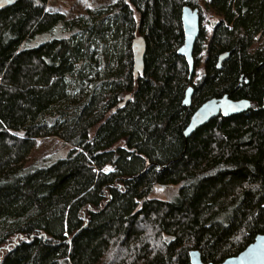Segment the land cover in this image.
Masks as SVG:
<instances>
[{
	"label": "trees",
	"instance_id": "obj_1",
	"mask_svg": "<svg viewBox=\"0 0 264 264\" xmlns=\"http://www.w3.org/2000/svg\"><path fill=\"white\" fill-rule=\"evenodd\" d=\"M46 4L0 9V264H219L264 234V0H116L70 20ZM184 6L218 18L195 44V84L177 54ZM38 35L51 37L32 47ZM224 95L251 108L185 140ZM44 138L66 158L24 167ZM167 186L173 199L150 198Z\"/></svg>",
	"mask_w": 264,
	"mask_h": 264
},
{
	"label": "water",
	"instance_id": "obj_2",
	"mask_svg": "<svg viewBox=\"0 0 264 264\" xmlns=\"http://www.w3.org/2000/svg\"><path fill=\"white\" fill-rule=\"evenodd\" d=\"M14 0H0V9L10 7ZM180 21L183 32V44L178 49L177 54L182 57L188 66V78L191 79L195 71L194 63V47L200 35V14L198 9L184 6L181 10ZM131 51L133 57L132 74L135 79L142 75L144 71V57L146 52V42L143 36H136L131 42ZM229 57V53L219 55L217 67ZM245 78L242 77L241 81ZM239 83V85H240ZM193 90L188 88L185 92L183 101L184 106L191 105V96ZM130 95L124 97L117 107L113 109H121L130 100ZM251 108L250 101L246 99L234 101L228 95L221 98H213L205 101L192 114L186 128L183 131L184 139H188L197 129L206 125L217 117L228 118L247 112ZM264 109V94L262 97V106ZM190 264H211L203 263L198 251L189 253ZM219 264H264V234L255 237L254 241L249 244L243 251L234 257L227 258Z\"/></svg>",
	"mask_w": 264,
	"mask_h": 264
},
{
	"label": "rangeland",
	"instance_id": "obj_3",
	"mask_svg": "<svg viewBox=\"0 0 264 264\" xmlns=\"http://www.w3.org/2000/svg\"><path fill=\"white\" fill-rule=\"evenodd\" d=\"M115 2L116 0H47L45 10L49 13H61L66 20H70L83 16L88 9L97 8L105 5H113ZM203 14V16L200 14V17H202L200 26L205 32L210 34L211 27L216 25V23L218 22V18L210 14L209 12H203ZM53 34L58 35L59 32L56 31ZM50 37L51 36L49 35H38L36 39H33L30 45L32 47H36L44 40ZM260 44H264V36L258 38L257 42L253 45L252 49L259 46ZM202 56L203 55H196L195 57L197 59L198 57L202 59ZM202 69L203 68L201 64L195 68L192 77V82L194 84L196 83L197 78L201 74ZM69 150L70 148L57 138L40 139L36 142L35 147L29 154L27 160L24 163V167L39 165L41 163H48L51 160V163H53L57 160L64 159L69 153ZM104 171L108 173L111 171V168L107 166ZM178 188V186H167L164 188L155 189L151 193L150 198L163 201L171 200L178 192Z\"/></svg>",
	"mask_w": 264,
	"mask_h": 264
},
{
	"label": "flooded vegetation",
	"instance_id": "obj_4",
	"mask_svg": "<svg viewBox=\"0 0 264 264\" xmlns=\"http://www.w3.org/2000/svg\"><path fill=\"white\" fill-rule=\"evenodd\" d=\"M200 24H201V17H200ZM200 31H201V26H200ZM221 67V66H220ZM193 90V89H192ZM193 94V93H192ZM191 101H192V96H191Z\"/></svg>",
	"mask_w": 264,
	"mask_h": 264
}]
</instances>
